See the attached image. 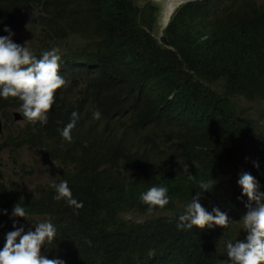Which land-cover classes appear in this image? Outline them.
Returning a JSON list of instances; mask_svg holds the SVG:
<instances>
[{"label": "trees", "instance_id": "16d2710c", "mask_svg": "<svg viewBox=\"0 0 264 264\" xmlns=\"http://www.w3.org/2000/svg\"><path fill=\"white\" fill-rule=\"evenodd\" d=\"M136 1L0 0V37L38 10L30 51L39 59L58 48L66 71L47 124L34 131L25 121L0 144V153L32 149L57 165L51 181L25 190L22 201L18 187L0 183V250L7 233H27L12 216L18 203L53 224L55 240L41 254L64 264H231L226 243L246 242L240 175L251 174L264 193V0H190L160 31L158 5ZM201 68L205 84L188 87ZM21 103L0 98V114ZM73 112L79 118L68 143L61 131ZM245 152L230 191L212 196L225 166ZM212 178L200 203L227 214L229 228L178 229L199 182ZM61 180L83 203L78 214L54 199L51 184ZM152 186L167 187L170 203L149 213L141 194ZM129 212L151 217L137 221Z\"/></svg>", "mask_w": 264, "mask_h": 264}, {"label": "clouds", "instance_id": "9594fccd", "mask_svg": "<svg viewBox=\"0 0 264 264\" xmlns=\"http://www.w3.org/2000/svg\"><path fill=\"white\" fill-rule=\"evenodd\" d=\"M4 31L9 35L0 37V98L18 99L22 102L21 107L13 111L11 118L15 122L26 121L33 126L35 131L37 124L41 126L47 124L49 112L55 103L56 92L65 86L66 81L60 75V73H66L65 63L58 48L44 51L41 58L37 59L26 46L27 44L22 47L13 43L9 28L5 27ZM207 37L212 38V45H219L211 29L207 30ZM70 46L64 51L66 57L69 55ZM206 74L202 68L198 71L194 70L190 75L188 87L201 89L197 85L205 84L202 82V77ZM213 89L214 91L219 90L217 85H214ZM15 113H19L22 119L16 121ZM0 117L3 123V132L0 133L2 135L9 121L6 122L2 113ZM93 117L100 119L101 113L97 110L93 113ZM78 118V113L73 112L71 122L61 131L62 138L68 143L72 142L71 133ZM187 170L185 167L184 172ZM215 184L216 181L213 178L202 179L199 182L201 191H197L196 196L192 197L183 214L179 216L178 229L197 228L203 231L214 225L224 229L229 228L231 221L227 214L216 207L212 209V213H209L200 203L201 195L212 191ZM238 184L242 188L243 195L248 199L247 213L239 222L248 235L246 242L228 241L226 243L227 256L231 264H264V193L258 191L257 181L247 172L240 175ZM51 187L56 193L54 199L65 201L68 206L76 210L74 214H78V211L83 208V203L73 198L67 180H61L58 184L53 182ZM141 201L147 206L149 213L157 209L163 210L170 203L169 190L165 186H152L141 194ZM12 216L28 220V213L21 203L14 205ZM13 227H16L15 224ZM55 237L56 229L51 222H40L36 224L34 232L28 231L26 234L22 227L11 231L7 233L6 242L0 250V264H64V261L60 259H48L41 254V249L53 244Z\"/></svg>", "mask_w": 264, "mask_h": 264}, {"label": "rangeland", "instance_id": "374dc122", "mask_svg": "<svg viewBox=\"0 0 264 264\" xmlns=\"http://www.w3.org/2000/svg\"><path fill=\"white\" fill-rule=\"evenodd\" d=\"M158 7L161 9V18L159 19L160 26L159 31L162 30L166 24L170 16L175 12V10L183 5L185 2L190 0H152ZM136 3L141 6L145 3V0H137ZM38 10H31L27 12L26 15L28 18H25L24 27L20 31L12 34V41L20 46H26L29 50L33 49V32L32 26L34 24H38ZM34 35V34H33ZM14 109H7L8 115H5V119L9 122L6 124V129L4 133L0 135V144H4L5 141L9 140V137L14 136L20 127L24 126L23 121L15 122L12 120L11 116ZM248 153H242L237 156L232 163L228 164L224 168V172L221 176L222 182L219 184V187L212 196H217L221 192H229L232 187V181L235 179V175L238 169L242 168L245 164V161L249 159ZM25 166L23 167V165ZM57 169V165L54 162H51L38 155L35 151L31 150H23L19 154H12L9 149L4 150L0 153V183L4 182L5 186L8 189H13L16 185L19 188L20 192L17 198L21 200V198H25V194L30 192L31 189L35 188L36 185L44 184L46 182L51 181L52 175L51 172ZM28 189L27 192L25 190ZM209 199H211L209 197ZM137 221H143L146 218H150V215H142L138 212H129L126 214ZM27 219H19V223L25 227V230L32 231L36 227V224L39 223V217L27 216Z\"/></svg>", "mask_w": 264, "mask_h": 264}, {"label": "water", "instance_id": "95a60500", "mask_svg": "<svg viewBox=\"0 0 264 264\" xmlns=\"http://www.w3.org/2000/svg\"><path fill=\"white\" fill-rule=\"evenodd\" d=\"M14 116L16 121L22 119V116L19 113H15ZM2 132H3V123L0 117V133Z\"/></svg>", "mask_w": 264, "mask_h": 264}, {"label": "bare ground", "instance_id": "6f19581e", "mask_svg": "<svg viewBox=\"0 0 264 264\" xmlns=\"http://www.w3.org/2000/svg\"><path fill=\"white\" fill-rule=\"evenodd\" d=\"M174 14V13H173ZM6 111V110H5ZM20 133V132H19ZM16 135V134H15ZM35 150V149H34ZM57 162V161H56ZM59 162H60V160H59ZM50 163H51V161H50ZM63 165V164H62ZM67 165H68V162H67ZM63 167V166H62ZM59 169H60V167H59ZM63 169V168H62ZM52 173H55V172H52ZM56 174V173H55ZM8 187V186H7ZM103 212V211H102ZM156 215V214H155Z\"/></svg>", "mask_w": 264, "mask_h": 264}]
</instances>
